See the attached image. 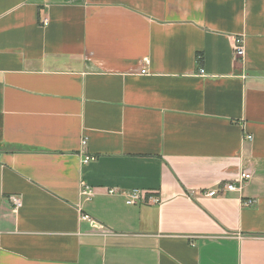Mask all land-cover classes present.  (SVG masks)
Masks as SVG:
<instances>
[{
  "label": "crops",
  "instance_id": "obj_1",
  "mask_svg": "<svg viewBox=\"0 0 264 264\" xmlns=\"http://www.w3.org/2000/svg\"><path fill=\"white\" fill-rule=\"evenodd\" d=\"M0 264H264V0H0Z\"/></svg>",
  "mask_w": 264,
  "mask_h": 264
},
{
  "label": "built area",
  "instance_id": "obj_2",
  "mask_svg": "<svg viewBox=\"0 0 264 264\" xmlns=\"http://www.w3.org/2000/svg\"><path fill=\"white\" fill-rule=\"evenodd\" d=\"M48 20H45L43 22V25H47ZM230 41L232 43L233 52L237 59H242L245 55V48H244V38L241 36H231ZM203 73V71H202ZM247 140H252V136H247ZM95 160V157L88 156L85 157L84 163L88 164L90 161ZM252 173L251 172H243L241 173L239 179L235 183H230L223 185V187H220L217 190L209 191L207 193H204L207 197H216L219 195L221 190H226L228 192L232 191H242V189L246 186L248 182L252 180ZM82 196L86 200H91L95 195L96 191L88 186L87 184H82ZM107 194L110 196H117V195H123L126 200V204L128 206H138V205H150V204H160L161 199L158 196L146 194L144 192H141L139 190H132L129 192L120 193L116 189H110L107 191ZM11 202L13 205L14 212H17L21 206H22V198L18 195H14L11 197ZM255 201L253 199L243 200L242 205L244 207H252L255 205ZM90 217L88 215L82 216V220H88L90 221Z\"/></svg>",
  "mask_w": 264,
  "mask_h": 264
}]
</instances>
